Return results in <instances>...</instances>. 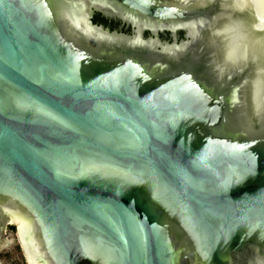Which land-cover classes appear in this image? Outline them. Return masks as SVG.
<instances>
[{"label":"water","instance_id":"obj_1","mask_svg":"<svg viewBox=\"0 0 264 264\" xmlns=\"http://www.w3.org/2000/svg\"><path fill=\"white\" fill-rule=\"evenodd\" d=\"M100 1L0 0V236L24 221L39 264L264 263V0H104L134 33Z\"/></svg>","mask_w":264,"mask_h":264},{"label":"flooded vegetation","instance_id":"obj_2","mask_svg":"<svg viewBox=\"0 0 264 264\" xmlns=\"http://www.w3.org/2000/svg\"><path fill=\"white\" fill-rule=\"evenodd\" d=\"M106 1L101 0L99 2V8L93 7L92 8V16L91 20L98 24L102 25L105 28H110L111 30H117L119 32H126V33H134L137 29V27L126 21L124 18H122L119 15H111L106 13ZM97 20V22H96ZM105 20V21H104ZM174 28L173 27H159L157 33L160 35V37L163 40H168V41H173L174 40V35H173ZM177 32L176 34L178 35L179 39L186 38L187 36V31L185 29H175ZM145 36H154V29L153 28H147L144 31ZM241 254L234 253L232 258L237 259L240 261L239 263L241 264H264L261 261L257 259H251V255L253 253H256L258 251L257 246H251V245H246L244 249L240 250ZM242 252H245V254H242ZM223 256H220L222 258ZM28 260V256H27ZM29 261V260H28ZM30 263V262H29ZM188 263H190V260H188ZM34 264V263H30Z\"/></svg>","mask_w":264,"mask_h":264},{"label":"rangeland","instance_id":"obj_3","mask_svg":"<svg viewBox=\"0 0 264 264\" xmlns=\"http://www.w3.org/2000/svg\"><path fill=\"white\" fill-rule=\"evenodd\" d=\"M14 225L15 229L12 230V234L9 236L10 242L7 246V250L0 253V264H30L29 261L26 260L25 253L23 254L18 242L20 238L18 234L19 224L15 223Z\"/></svg>","mask_w":264,"mask_h":264},{"label":"crops","instance_id":"obj_4","mask_svg":"<svg viewBox=\"0 0 264 264\" xmlns=\"http://www.w3.org/2000/svg\"><path fill=\"white\" fill-rule=\"evenodd\" d=\"M11 225H14L11 221H8L6 223L5 229L3 230V235L0 236V253H3L5 250H7V246L9 245V236L12 234ZM19 245L21 247V250L23 251V254L25 253L23 243L20 241V238L18 240ZM25 258L27 260V255L25 253Z\"/></svg>","mask_w":264,"mask_h":264},{"label":"bare ground","instance_id":"obj_5","mask_svg":"<svg viewBox=\"0 0 264 264\" xmlns=\"http://www.w3.org/2000/svg\"><path fill=\"white\" fill-rule=\"evenodd\" d=\"M18 224H19V227H20V233L22 232V230H23V224H24V221H21L20 219H19V222L18 221H16ZM29 260V259H28ZM30 262V261H29ZM30 263H34V264H39L38 262H37V260H34L33 262H30Z\"/></svg>","mask_w":264,"mask_h":264},{"label":"trees","instance_id":"obj_6","mask_svg":"<svg viewBox=\"0 0 264 264\" xmlns=\"http://www.w3.org/2000/svg\"><path fill=\"white\" fill-rule=\"evenodd\" d=\"M96 22H97V20H96ZM11 229L14 230L15 229V225H11Z\"/></svg>","mask_w":264,"mask_h":264}]
</instances>
